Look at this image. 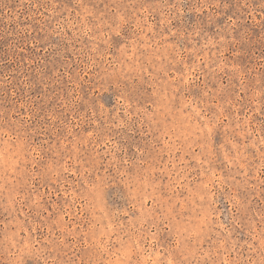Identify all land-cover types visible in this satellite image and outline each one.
<instances>
[{"label":"rangeland","instance_id":"1","mask_svg":"<svg viewBox=\"0 0 264 264\" xmlns=\"http://www.w3.org/2000/svg\"><path fill=\"white\" fill-rule=\"evenodd\" d=\"M0 264H264V0H0Z\"/></svg>","mask_w":264,"mask_h":264}]
</instances>
